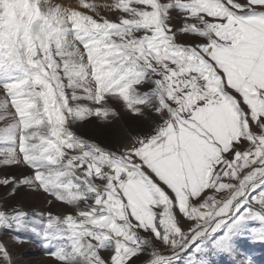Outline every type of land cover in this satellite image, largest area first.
Here are the masks:
<instances>
[{"label":"snow or ice","instance_id":"snow-or-ice-1","mask_svg":"<svg viewBox=\"0 0 264 264\" xmlns=\"http://www.w3.org/2000/svg\"><path fill=\"white\" fill-rule=\"evenodd\" d=\"M0 145V264L27 242L5 230L56 264L264 243V0H0Z\"/></svg>","mask_w":264,"mask_h":264},{"label":"rangeland","instance_id":"rangeland-1","mask_svg":"<svg viewBox=\"0 0 264 264\" xmlns=\"http://www.w3.org/2000/svg\"><path fill=\"white\" fill-rule=\"evenodd\" d=\"M52 3H62L65 6H71L75 0H51ZM90 2L104 5L111 3L112 0H90ZM102 15H110L106 13L103 8H101ZM175 23H182V19L178 18ZM119 108V106H117ZM121 115L125 120L131 122L135 119L129 116L126 111H122ZM78 134L84 136L85 138L95 140L99 143H108L112 138V131L104 129L99 126V122L94 126H87L78 129ZM2 146V145H0ZM6 196L5 190L3 187H0V199H4ZM46 194L39 193H29L20 200V207L32 213L34 211L43 210L48 207L46 203ZM12 203V201H8ZM55 211V210H54ZM261 224L259 221H252L250 228L255 230L260 227ZM19 235L24 238L27 242L20 244H9L10 249L13 252L14 264H56V262L50 256L45 254L46 250L40 247V239L31 233H12L3 232L2 237L5 241L9 240L11 236ZM200 241H197L199 244ZM209 241H206L204 247H208ZM235 245V257L231 255H226L224 253H208L210 255V264H264V243H254L253 239L247 235H241L236 237L234 240ZM195 245H193V248ZM193 248H189L188 252H192ZM187 253L177 262V264H186Z\"/></svg>","mask_w":264,"mask_h":264},{"label":"water","instance_id":"water-1","mask_svg":"<svg viewBox=\"0 0 264 264\" xmlns=\"http://www.w3.org/2000/svg\"><path fill=\"white\" fill-rule=\"evenodd\" d=\"M199 242V241H198Z\"/></svg>","mask_w":264,"mask_h":264}]
</instances>
